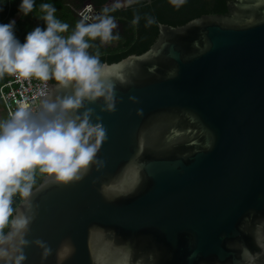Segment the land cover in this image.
I'll list each match as a JSON object with an SVG mask.
<instances>
[{
	"label": "water",
	"instance_id": "water-1",
	"mask_svg": "<svg viewBox=\"0 0 264 264\" xmlns=\"http://www.w3.org/2000/svg\"><path fill=\"white\" fill-rule=\"evenodd\" d=\"M158 29L143 53L104 62L124 76L115 111L86 105L107 130L105 167L34 187L27 238L53 251L30 244L25 264H57L65 242L63 264H264V0Z\"/></svg>",
	"mask_w": 264,
	"mask_h": 264
},
{
	"label": "clouds",
	"instance_id": "clouds-1",
	"mask_svg": "<svg viewBox=\"0 0 264 264\" xmlns=\"http://www.w3.org/2000/svg\"><path fill=\"white\" fill-rule=\"evenodd\" d=\"M3 4L0 0V11ZM34 6L35 0H21L19 11L26 16ZM40 7L46 27L37 25L24 42L15 35V19L0 23V77L7 73L57 82L54 89L39 93L38 106L18 102L9 118L0 119V264H25L30 244L42 250V260L52 254L47 241L27 238L35 218L31 197L36 173L67 183L81 180L90 167H105L98 153L108 139L107 130L95 109L86 105L99 100L102 112L115 111V82L124 81L119 65L103 63L99 54L88 51L92 40L107 43L118 38L113 33L116 22L106 14L109 8L95 16L83 15L64 35L69 25L56 17L55 5ZM57 89L70 91L61 95ZM71 251L70 242L62 244L57 264H63Z\"/></svg>",
	"mask_w": 264,
	"mask_h": 264
},
{
	"label": "trees",
	"instance_id": "trees-1",
	"mask_svg": "<svg viewBox=\"0 0 264 264\" xmlns=\"http://www.w3.org/2000/svg\"><path fill=\"white\" fill-rule=\"evenodd\" d=\"M107 0H35L33 11L28 15H23L19 11L21 0H4L3 10L0 11V23H8L15 19V35L24 42L28 32L34 28L29 27L26 18H32L35 22L40 21L41 27H46L41 17L44 11L40 5L42 3H52L57 11L56 17L69 25L70 34L76 23L82 18L78 11L85 3L91 2L94 7L101 12L105 8L102 5ZM233 0H151V2H137L126 9L110 7L107 15L116 20V28L113 29L114 35L118 38L107 43H102L99 38L90 41L91 47L88 51L92 54H99L101 62H117L131 54H141L146 51L158 36V23H165L173 26L182 25L191 19L209 13H226L228 3ZM87 39V37H86ZM114 43V44H113ZM9 78L5 73L0 77V85ZM56 83L54 79L48 80ZM46 174L36 173V187Z\"/></svg>",
	"mask_w": 264,
	"mask_h": 264
},
{
	"label": "built area",
	"instance_id": "built-area-1",
	"mask_svg": "<svg viewBox=\"0 0 264 264\" xmlns=\"http://www.w3.org/2000/svg\"><path fill=\"white\" fill-rule=\"evenodd\" d=\"M91 11V10H90ZM82 17L83 12L79 11ZM90 16V14H88ZM47 82L36 78L18 79L15 75H10L7 81L0 85V100L2 101L8 116L18 107V102H27L33 107L39 105L41 91H48Z\"/></svg>",
	"mask_w": 264,
	"mask_h": 264
},
{
	"label": "rangeland",
	"instance_id": "rangeland-1",
	"mask_svg": "<svg viewBox=\"0 0 264 264\" xmlns=\"http://www.w3.org/2000/svg\"><path fill=\"white\" fill-rule=\"evenodd\" d=\"M78 14H79V11H78ZM25 21H26V23L28 24V25L26 26V29H29V27H31V28H35L37 25L40 26V21H38V23H37V21L32 22V21H33L32 18H26ZM113 44H114V43H113ZM7 118H9V116H8V114H7V111H6V109H5V107H4L3 103H2V101L0 100V119H7Z\"/></svg>",
	"mask_w": 264,
	"mask_h": 264
},
{
	"label": "flooded vegetation",
	"instance_id": "flooded-vegetation-1",
	"mask_svg": "<svg viewBox=\"0 0 264 264\" xmlns=\"http://www.w3.org/2000/svg\"><path fill=\"white\" fill-rule=\"evenodd\" d=\"M92 4L91 2H88V3H85L84 5H83V7L81 8V10L83 9V8H86V7H88V5L87 4ZM92 12H98V11H100V10H98V9H96L95 7H94V5L92 4ZM101 12V11H100ZM102 13V12H101ZM114 19V18H113ZM115 20V19H114ZM115 22H116V20H115Z\"/></svg>",
	"mask_w": 264,
	"mask_h": 264
}]
</instances>
